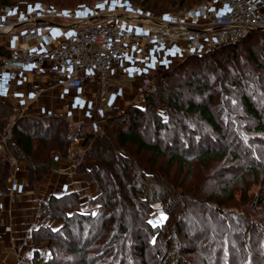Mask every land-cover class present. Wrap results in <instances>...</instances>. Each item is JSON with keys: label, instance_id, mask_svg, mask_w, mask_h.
Returning <instances> with one entry per match:
<instances>
[{"label": "trees", "instance_id": "trees-1", "mask_svg": "<svg viewBox=\"0 0 264 264\" xmlns=\"http://www.w3.org/2000/svg\"><path fill=\"white\" fill-rule=\"evenodd\" d=\"M18 1L23 0H0V4L9 7ZM50 1L58 4V0ZM126 1L137 3L154 14H162L191 8L209 0ZM256 34L264 36V29H252L246 36L233 42L187 56L170 68L153 71L148 75L152 78L150 88L142 92L144 106H129L110 116L101 125L99 134L89 131L82 133L78 129L55 133L56 122L63 121L60 115H18L16 110L0 100V133L9 131L11 135L1 143L0 148V194L9 190L7 178L10 162L7 156L24 162L27 169L25 185L31 189L46 175L56 152L62 157L67 155L69 144L75 136L85 138L84 144L91 140L86 155L92 164L84 167L82 163L75 162V165L88 182L97 186L98 203L90 212L74 209L67 212L68 207L78 202L77 194L73 191L51 195L41 203V212L62 219L58 227L41 224L31 233L35 241L40 238L47 240L50 249L48 264L59 262L58 243L52 245L51 238L68 244L66 249L72 255L79 253L72 264H110V260L96 262L100 258H95L98 253L86 255L87 243L112 244L123 263L127 262L122 257L126 247H133L140 257H144L146 243L141 235L137 238L138 243L129 242L132 222L137 221L146 230V235L156 229L162 242L168 241L166 244L169 245L170 241L164 238L168 224L159 225L149 218L151 201L160 200L170 214L179 198L185 196V208H205L206 205L211 208L210 204H215V210L224 215L221 205L232 196L229 181L234 175L227 181H219L223 188L221 193L213 191L218 185L213 186L214 177L222 179L228 172L242 170L251 172L255 177L262 172L261 182L264 181V168L246 163V156L252 151L253 144H264V101L258 99L259 93L254 88L251 89L252 83L243 79L247 74L244 69L242 71L243 64H247L251 70L255 68L252 65L257 68H263V65L253 51L248 50L247 60L236 50L241 41ZM227 48V55L222 57ZM193 62L199 63L193 66ZM230 87L245 89L239 91L244 113L239 118H246L252 123H239L233 116L229 117L228 109L223 111L216 103L218 96L220 101L226 98L227 92L224 91L231 90ZM160 106L164 108V115ZM177 177H181L178 182ZM206 177L207 183L210 181L212 185L207 191H211L208 194L209 198L213 197L211 200L204 197L206 185L201 187L198 184ZM177 188L184 191L178 193ZM243 194L247 197L245 190ZM251 203L254 207L260 206L264 213V193L257 195ZM126 210L132 216L127 215ZM261 215L264 223V215ZM182 224L174 223L175 229L183 232ZM70 239H74L80 247L70 245ZM148 241L152 245L157 244L156 240L151 242L148 238ZM254 244L257 245V242ZM255 253L253 251L252 254ZM36 255L35 250L33 264H39ZM169 257L162 258L166 262ZM226 257L230 262V253Z\"/></svg>", "mask_w": 264, "mask_h": 264}, {"label": "rangeland", "instance_id": "rangeland-1", "mask_svg": "<svg viewBox=\"0 0 264 264\" xmlns=\"http://www.w3.org/2000/svg\"><path fill=\"white\" fill-rule=\"evenodd\" d=\"M41 1L44 2V0H23L18 1L14 5L31 2L38 4L42 8L51 7L57 8L60 11L74 10L77 14H79V16L89 15L92 9L98 8L103 10L102 13L104 14V16H106V14L110 12H114L121 15H128L130 17H133L132 19H137V16H162L164 14L171 13L168 12L162 14H154V12L152 11L141 8L137 3L127 2L126 0H91L89 2H80L77 0H58V4L52 3L50 0H45L46 2L44 3ZM195 6L196 5L192 7ZM79 16L77 17L79 18ZM54 19L58 22L64 23L72 22V20L67 18L65 19L58 17ZM236 47V50L244 55L241 57H244L247 60L248 50L253 51L256 54L257 58L260 60V63L263 65V68H257L256 66L252 65V67L255 68H252L251 70L247 67V64H243L242 71L245 70V74L248 75H244L243 79H245V81H249V83H252L250 84L251 89L254 88V90L259 93L258 99H261L260 101H264V36H259L256 34L246 40L241 41ZM228 49L229 48L224 50L222 57L227 55ZM178 61L179 60L177 59L171 61L169 60L160 63L161 65L166 64L164 68L155 67L150 68L148 71H146L144 73L146 74V78L148 79V86L146 85V87L142 86L143 79L145 77L144 74L133 76V78H138L141 84L139 85V90L136 97L129 100L127 103H125V101H121L118 98L112 105H106L105 101L99 102L98 100H96L95 103L99 105L101 109L92 111L89 110V104L85 105L83 101L80 102L76 107V113L73 114V116L65 114L60 115L63 121L58 120L56 122L57 127L55 129V133L62 130L70 131L71 129H78L82 133L83 131H89L91 134L101 133V125L104 124L110 116L118 114L129 106H144L145 101L142 97V92L145 89L150 88L149 85L152 82V78L148 77L150 73L157 69L170 68L174 66ZM193 63H195L193 64L194 66L199 62ZM178 75L179 74H177V76ZM252 75L255 76V78H258L254 79ZM255 80H257L258 82H256ZM110 82H118V80H111ZM230 88L231 90L224 91L227 92L225 93V95H227L226 98L227 100L229 99V101H227L226 98H223L220 101V97L218 96V100L220 102H218L217 100L216 103L219 104L220 109L222 108L223 111L225 109H228L230 118L233 116L234 119L239 123H252L251 120H247L246 118H239V115L244 114L240 105L241 101L239 98V91H243L245 89H241V87L235 89L232 87ZM106 93L105 97L107 98ZM160 109L162 111V114L164 115L165 113L163 106H160ZM5 133H7V131ZM84 141L85 138L75 136V138L70 142L68 147L69 151H67V155L64 158H73L74 163L80 162L84 167H89L92 164V160L87 158L86 153L90 147L91 140H89L87 144H84ZM251 149L252 151L250 152V154L246 156V163L257 168H264V144L254 143L253 148ZM18 161L24 163L21 160ZM80 172L84 176V180L87 181L84 173L82 171ZM232 174L234 175L233 179L229 181L230 185L232 186V196L221 205V208L224 209L225 214L226 211L229 212L227 213V215H222L220 212L216 211L214 206L215 204H210L211 208L208 207L209 205H206L205 208H202V206H192L190 208H185L184 203H186L187 201V198L185 196L183 198H179L178 203H175L174 208L171 210L170 214H168V212H166V209L164 208L163 203L160 200H153L149 203V218H152L153 221L159 225L168 224V232L167 235L164 234V238L166 237L167 240H170L169 245L166 244V242L168 243V241H161V238L159 237V231L155 229V232H153L152 234L150 233V235H146V230L142 229L143 227H141L140 224L135 221L131 223L133 226L130 229L131 238L129 242L138 243L137 238L141 235L142 239L145 240L146 243L143 255L144 257H140L139 253L135 252L133 247H126L123 250L124 252L122 254V257L124 258L123 261L127 262L123 263L122 260H119L120 256L117 253V250L114 249L113 245L104 244L103 242L97 245L87 243L85 245L86 255L91 256L98 253V256H96L95 258H100H98L99 260H97L96 262L110 260V264H264V223L262 217H260V215H264V213H262V209L260 208V206L254 207L251 203V201L257 195L264 193V181L261 182L262 172L255 177L251 172L237 170L234 172L226 173V176H224V178L222 179L214 177L213 186H215L217 183L218 185L213 191L221 193V189L223 188L222 185L219 184V181H227L228 179L232 178ZM207 177L206 179H202V181H200L201 183H198L201 187L206 185V193L209 189L212 188L211 182L209 181L207 183ZM180 180L181 177H177L176 181L178 182ZM88 183L91 184V189L86 191L84 196H82L83 194H77L75 192L77 194L78 202L76 205L68 207L66 209L67 212H71L73 209H80L81 211L85 210L87 212H90L95 209V206L98 203V200L96 199L98 188L94 183ZM181 190V188H177L178 193H180ZM244 190L247 197H245L243 194ZM62 192V190L61 192L60 190H58V195H61ZM183 193H186V191ZM206 193L204 197L211 200L213 197H208V194L211 193V191H209L207 194ZM126 212L127 215H131V212H129L128 210H126ZM41 214L44 215V217L46 218L45 220H49L51 219V217H54L48 216L44 212H41ZM57 218L58 225H60L62 219L60 217ZM178 222H183V232H179L177 229H175L174 223ZM56 224H49V226L53 227L56 226ZM148 238L150 241L156 240L157 244L152 245L151 243H149ZM57 239L58 238H51L52 245L58 243V264H72L73 259L76 260L79 253L76 252L72 255L68 252L69 250L66 249V245L68 244L61 240L58 241ZM29 240H31L32 242H37L35 244L36 246L41 242L46 243L47 246V240L44 238L36 239L35 241L31 237V239ZM255 242H257V245L254 244ZM69 243L74 248L80 247L79 244H76L74 239H70ZM47 249L48 247H46L45 249L42 248V250H45V252L48 251L49 253L50 249ZM253 251H255L256 253L252 254ZM227 253H230V262H228V257H226ZM34 254L32 256V260L34 258ZM164 256H170L169 259L166 260V262H164L162 258ZM35 259H38L37 255ZM37 262L39 264H48L49 256L46 255L42 257V259L40 258L39 260H37ZM31 264H33V261Z\"/></svg>", "mask_w": 264, "mask_h": 264}, {"label": "built area", "instance_id": "built-area-1", "mask_svg": "<svg viewBox=\"0 0 264 264\" xmlns=\"http://www.w3.org/2000/svg\"><path fill=\"white\" fill-rule=\"evenodd\" d=\"M102 11L94 8L89 15L79 16L74 10L49 7L24 18L0 4V33H11L22 25L18 46L0 47V69L9 77L23 71L49 75L65 88L96 85L97 100L102 102L106 101L113 71L121 75L127 67L140 65L139 58L146 56L151 46L181 47L179 60L188 52L205 53L246 36L254 28H264V0H211L162 16L145 15L137 19L114 12L104 16ZM44 16L72 20L69 30L61 37L50 33L45 29ZM164 66L149 65L142 73ZM144 75L142 86L146 87L148 79ZM96 108V103L89 105V110ZM10 136L9 131L0 133V145ZM7 160L10 162L7 182L12 187L19 183L23 163L10 156ZM28 246V237L19 240L14 264H23L20 249ZM36 251L37 260L48 255Z\"/></svg>", "mask_w": 264, "mask_h": 264}, {"label": "crops", "instance_id": "crops-1", "mask_svg": "<svg viewBox=\"0 0 264 264\" xmlns=\"http://www.w3.org/2000/svg\"><path fill=\"white\" fill-rule=\"evenodd\" d=\"M9 10L27 18L35 12L40 13L44 8L29 2L9 6ZM42 19L47 24L45 29L60 37L69 30L71 24L60 22L61 26H58V21L50 16H44ZM21 28L22 25L16 27L11 33H0V47L5 49L17 47L20 43ZM178 50L179 48L175 47L151 46L148 54L139 58L140 65L127 67L121 75L113 71L110 81L118 80V82L109 81L105 104L112 105L117 98L125 103L134 99L141 83L138 78H133V76L143 75V69L149 65L154 66L178 59L181 55ZM97 92L96 85L65 88L49 75H35L23 71L16 77H9L6 72L0 69V100L16 110L18 115L65 114L73 116L80 102L83 101L85 105L95 104ZM96 106V110L101 109L99 105L96 104ZM18 178V184L9 187L8 192L0 194V264H14L18 254L15 246L24 237L31 239L33 229L41 224L55 225L57 223L53 227L59 226L57 217L45 220L46 218L40 212L42 202H46L51 195L58 196V190L60 192L61 190L63 192L73 191L84 196L86 191L91 189V184L84 180V176L76 168L73 158L61 157L57 152L54 154L50 169L36 183L35 188L30 189L25 185L27 169L24 163ZM29 241L30 247L20 249L19 256H21L23 264L32 263L30 257L33 250H42L47 247L46 243L41 242L36 246L35 242ZM42 251L45 252V250Z\"/></svg>", "mask_w": 264, "mask_h": 264}, {"label": "water", "instance_id": "water-1", "mask_svg": "<svg viewBox=\"0 0 264 264\" xmlns=\"http://www.w3.org/2000/svg\"><path fill=\"white\" fill-rule=\"evenodd\" d=\"M254 29H264V28H254ZM190 55H198V54L195 53V52H188V53H186V55L184 56V58L187 57V56H190ZM184 58L182 57V59H179V61L180 60H183ZM19 115H24V114H19Z\"/></svg>", "mask_w": 264, "mask_h": 264}, {"label": "bare ground", "instance_id": "bare-ground-1", "mask_svg": "<svg viewBox=\"0 0 264 264\" xmlns=\"http://www.w3.org/2000/svg\"><path fill=\"white\" fill-rule=\"evenodd\" d=\"M179 49H180V50H178L179 52H181V51L183 52V48L179 47ZM182 52H181V53H182Z\"/></svg>", "mask_w": 264, "mask_h": 264}, {"label": "flooded vegetation", "instance_id": "flooded-vegetation-1", "mask_svg": "<svg viewBox=\"0 0 264 264\" xmlns=\"http://www.w3.org/2000/svg\"><path fill=\"white\" fill-rule=\"evenodd\" d=\"M54 115V114H53ZM56 115H60V114H56Z\"/></svg>", "mask_w": 264, "mask_h": 264}]
</instances>
